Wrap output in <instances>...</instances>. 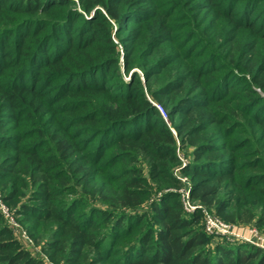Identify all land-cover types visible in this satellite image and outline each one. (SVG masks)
I'll list each match as a JSON object with an SVG mask.
<instances>
[{"label":"trees","instance_id":"1","mask_svg":"<svg viewBox=\"0 0 264 264\" xmlns=\"http://www.w3.org/2000/svg\"><path fill=\"white\" fill-rule=\"evenodd\" d=\"M207 1L212 19L222 22L220 36L233 35L221 47L237 35H255L232 51L238 59L233 64L244 69L240 77L230 76L234 68L211 53L213 42L194 33L183 35L192 42L184 56H157V48L177 42L176 19L170 9H139L142 0H79V8L65 6L70 0H0V179L30 181L31 198L40 203H21L19 189L3 200L19 204L17 213L35 220L27 233L53 262L264 264V249L250 243L209 246L210 236L194 226L197 216L186 217L182 183L171 175L179 138L181 146L193 147V162L183 171L201 176L192 183L191 197L214 207L223 220L253 218L252 209L242 213L230 203L232 194L255 191L264 198V99L256 91L264 92V0ZM135 12L145 21L135 19ZM126 21L137 24L127 28L130 40L146 46L145 58H157L144 71L146 81L160 74L157 67L166 71L154 93L175 99L169 117L183 114L175 133L161 121L142 82L134 80L137 74L113 81L117 50L111 27ZM142 26L148 35L138 33ZM198 47L205 49L196 57H205L192 60ZM253 59L249 67L242 65ZM131 60L127 52L125 71ZM216 68L226 73L218 75ZM247 77L252 85L243 84ZM246 119L261 131L245 129ZM240 132L242 139L236 136ZM138 155L147 162L150 179L168 187L150 211L132 212L148 195L140 169L124 165ZM67 193L75 197L67 199ZM86 196L112 209L88 205ZM77 203L85 209L76 211ZM247 213L250 217L243 216ZM1 219L0 214V264H43ZM123 237L128 239L120 241Z\"/></svg>","mask_w":264,"mask_h":264},{"label":"rangeland","instance_id":"2","mask_svg":"<svg viewBox=\"0 0 264 264\" xmlns=\"http://www.w3.org/2000/svg\"><path fill=\"white\" fill-rule=\"evenodd\" d=\"M70 1L71 3H66L65 6L71 5V7L75 6L76 8H79V0H70ZM159 1L160 0H142V2L139 3L138 5L139 9L146 8V9H150V11H154L155 9H157L160 12H162L164 9H170L174 13L173 17L176 19V22H174L175 30L172 35H176L177 42H174L173 44L170 45L169 44L166 45V50L157 48V50H159L157 56L165 55L170 57L179 54L184 56L188 52V48L192 45V42L187 43L186 42L187 37L184 38L183 35L188 36L194 33V35H200L201 39L205 40V42L208 45L211 44L212 42L214 43L213 44L214 49L210 51L215 56L220 55V60L227 67V69L229 67L234 68L230 76L239 75L237 77H240L243 75L244 69L241 66L240 68H237V66L233 64V62L237 61L238 59L237 56L232 53V51L241 48L243 45H245L244 43L246 42L249 43V41L252 40L255 37V35H237V41L226 43L224 44V46L221 47L220 45H222L230 37H233V35H224L223 37L220 36L221 34H224V32L222 31V22L219 19L216 20L212 19L211 13H215V12L213 9H211L210 6L209 7L205 6L206 5L205 3L208 4L207 0H194V2H192V0H178L177 4L174 3L173 0H166L168 2L165 5H158ZM135 13H136L134 14L135 16H133L135 17V19L141 17L145 21L146 16H144V14H139L137 12ZM137 14H139L140 16H138ZM129 25H137V24H134V22L126 21L123 25L120 26H117L115 23H113L111 27L110 35L113 42L116 45V50H117V63L113 68H111L110 71L111 73H114V75L116 76L113 81L116 82L119 80H129L133 78V75L137 74L134 80L137 78L142 82L145 96L152 102L155 108L157 105L165 109L166 114L165 117L161 116L162 117L161 121H163V124L169 129H171L173 133H175L174 125H176L180 121V119L183 117V114L179 113L177 115H171L169 117L168 111L170 110L172 104L175 102V99L174 98L169 99L166 96H160L157 93H154V91H156L159 88V86L164 83L163 80L165 78L163 74H165L166 71L165 69L157 67L158 70L161 69L160 74L152 77L148 82L146 81L144 77V71L148 70L151 65L156 63L157 58L156 59L155 57L149 59L145 58L146 55L145 53L147 51L146 50L147 48L145 45L141 43L138 45V42H134L133 40H130L131 37H133V35H130V31L127 28ZM138 33L140 35H148L149 30H147L146 28L143 29L142 26ZM182 45H184L183 48H181ZM130 47H135L134 49L131 50L132 52L128 51ZM204 49L205 48L203 47L196 48L195 52H193L191 56V59L201 60L203 57H205V55L203 57H196V53H198L200 50L204 51ZM127 52L128 55H130V58L132 59L130 62L133 63V65L128 69V71H125L124 59ZM207 53L210 54V52ZM253 62L254 59L251 62H247L244 60L242 62L243 63L242 65L246 63V65H248L249 67L250 65H252ZM174 65H178V62H175ZM216 70H218L219 73L218 75L220 74L222 75L226 73V71L217 68ZM246 79L247 80L243 82V84L245 85L248 83L247 85H252L250 82H248L249 80L248 77ZM236 83H238V81L233 82L232 85H235ZM256 91L258 95L264 99V92L258 89ZM183 93L184 92L180 94L182 95ZM177 97H179V94L177 95ZM252 113L254 112L252 111ZM261 115H262L261 116L262 119H264V114ZM245 123H246L245 129L246 128H248L249 130L254 129L255 131L260 129L261 131V125L260 124L258 125L256 122L252 123L249 122L248 119H246ZM242 129L244 128L240 127L238 131H241ZM236 136L238 137V139H242L245 137V134L243 132H240L239 134L236 133ZM221 139L223 140V138ZM179 141H180L179 138H176V147L174 150L176 162L171 170V175L181 181L182 186L179 188L180 194L181 192L184 193L187 192L188 195L186 196L185 200L191 206H194L193 210L183 207L186 217L197 216V221L194 223V226L201 227L205 231L204 228L205 213L213 214L219 217L220 219L222 218L219 215H217L214 207L208 208L205 205L201 204L198 199L191 197L192 183L200 179L201 176L200 174H196V173L192 174L191 173L192 171L190 170L183 171V169L188 168V165H190L193 162L192 160L193 147L187 142L181 146V143ZM246 149H249V147ZM8 153L10 154L11 152ZM225 155L229 156L228 153H225ZM124 165H126L127 168L135 167L137 169H140L139 173H141V175L144 177L146 181L144 188L147 189L148 195L145 198L143 204L133 209L132 212L150 211L151 210L150 203L154 200H158L159 197L162 195V193L160 194V191L165 190L166 189L165 187L168 186H166V184L163 183L161 184V180L157 181L150 179L147 162L141 157V155H138L135 162L124 163ZM20 175H21L20 177H26V180L29 181V177H27L26 174H20ZM131 176H133V174H131ZM24 182L25 181L21 180L20 178H13V177L0 179V192L2 196L5 197V195L8 194L10 191H14L15 189L18 191L19 189L22 191V193L19 194V201L21 203H27L29 205H38L40 202L33 200L34 198H31L32 197L31 191H34L35 186H33V184H31L30 181L27 182V184L25 183L26 185L24 184ZM77 191H81L80 188H77ZM229 191L231 190H228V192ZM231 196L233 200H231L230 203L234 205V207H238L240 211H242V213L244 208L252 209L253 218H251L249 221H247L245 218L242 222H227L222 219L223 221L231 225V229L233 233H236L237 235L242 237H237V239H231L228 238V236L215 235L213 233L209 234L208 232L205 231V233L210 236L209 246L211 247H214L213 245L215 243H222L227 245L228 244L236 245L239 243L249 244L247 240L255 239V237L252 236V233L250 232L252 229L257 230L260 233H264V216L261 212L262 204H263L262 201H264V198L263 197L259 198L255 191H243L242 194H240L239 196L235 194H232ZM66 197L67 199H71L75 196H72L71 193H67ZM86 198L88 205H93L100 208L102 207L106 209H112L111 207H108V205L101 204V202L90 198V196H86ZM180 199H182L181 195H180ZM3 202L7 212L11 214L14 221H11L10 223L9 220H6V218L2 215V213H0L2 217L1 221L4 225H7V227H9L12 236L20 243L22 248L26 249L32 257L41 260L43 264H57L53 262L47 256V254H45L41 250V245L35 243L33 238L29 236V234L27 233L26 228L30 227V225H32V223L35 222V220L25 215L18 214L16 208L18 207L19 204L11 205L5 202L4 200ZM75 208L76 211H82L83 209H85V206L83 204L77 203ZM120 209H124V208H120ZM243 216L250 217L248 213ZM95 220L96 221L99 220L98 214L95 216ZM148 220L149 218H146L144 221L148 222ZM99 224L101 227H106V224L100 221ZM24 232L28 236L29 240L23 236ZM38 233H39L38 235L40 236L42 235L41 230ZM244 238H246L247 240H245ZM127 239L128 237H123L120 239V241H126ZM41 241L42 240H40V242Z\"/></svg>","mask_w":264,"mask_h":264},{"label":"built area","instance_id":"3","mask_svg":"<svg viewBox=\"0 0 264 264\" xmlns=\"http://www.w3.org/2000/svg\"><path fill=\"white\" fill-rule=\"evenodd\" d=\"M156 108L159 110L160 114L162 117H165V109L161 106H157ZM180 193V191H179ZM181 201L183 203V207H186L187 209H194V206H191L186 200V196L188 195V193H184L181 192ZM0 213H2V215L6 218V220H9V222L11 223V221H14L13 217L11 216L10 213L7 212L5 206H4V202H3V196L0 192ZM204 228L205 231L208 232L209 234L213 233L215 235H222V236H228V238L231 239H237V237H242L237 235L236 233L232 232L231 229V225L225 221H223L222 219H220L219 217L213 215V214H209V213H205V217H204ZM252 233V236L255 237L254 240H247L246 238H244L245 240H247L249 243L251 242V244L263 248L264 249V233H260L259 231L252 229L250 231ZM23 236L28 239V236L26 235V233H23ZM29 240V239H28Z\"/></svg>","mask_w":264,"mask_h":264}]
</instances>
